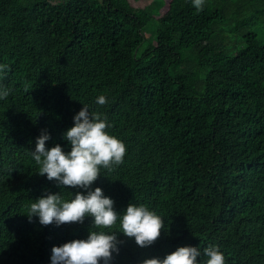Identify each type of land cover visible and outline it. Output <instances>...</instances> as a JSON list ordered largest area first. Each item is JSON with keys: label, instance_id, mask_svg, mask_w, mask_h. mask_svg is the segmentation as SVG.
<instances>
[{"label": "trees", "instance_id": "16d2710c", "mask_svg": "<svg viewBox=\"0 0 264 264\" xmlns=\"http://www.w3.org/2000/svg\"><path fill=\"white\" fill-rule=\"evenodd\" d=\"M142 1L0 0V87L10 89L0 99V264H51L54 246L90 230L116 232L109 264L189 246L198 264L209 246L225 264H264V41L253 30L264 29V0H204L201 11L192 0ZM83 106L126 146L90 190L119 215L134 204L160 216L148 247L118 232L119 220L95 229L90 216L60 226L27 216L48 194H87L39 175L31 155L42 131L46 148L70 152L64 134Z\"/></svg>", "mask_w": 264, "mask_h": 264}, {"label": "clouds", "instance_id": "9594fccd", "mask_svg": "<svg viewBox=\"0 0 264 264\" xmlns=\"http://www.w3.org/2000/svg\"><path fill=\"white\" fill-rule=\"evenodd\" d=\"M197 11H201L204 0H192ZM7 66L0 65V71ZM10 89L0 87V99H6ZM106 98H97L98 105H105ZM102 113H90L83 108L74 116V126L64 134L71 145V151L65 153L61 146L46 148L50 135L46 131L37 138L32 158L39 165L38 174L55 180L66 188H79L87 194L76 192L71 201H65L60 194H48L30 204L28 217L38 216L39 223L56 226L70 223H83L86 216L94 218L92 228L110 229L119 220V231L128 238H134L141 248L152 245L160 236L164 227L163 220L146 206L129 204L126 211L119 215L114 211V202L103 195L97 187L91 185L101 175V168L111 172L124 161L126 146L106 129L111 127ZM116 232L106 234L104 231H91L87 239H76L62 246L52 248L51 264H109L112 253L119 252ZM202 255L199 248L179 247L165 258L145 259L143 264H198ZM207 259L203 264H225L224 254L217 246L203 250Z\"/></svg>", "mask_w": 264, "mask_h": 264}, {"label": "rangeland", "instance_id": "374dc122", "mask_svg": "<svg viewBox=\"0 0 264 264\" xmlns=\"http://www.w3.org/2000/svg\"><path fill=\"white\" fill-rule=\"evenodd\" d=\"M149 1L150 0H144V1L140 2L139 5L140 6H144V5L148 4ZM164 8H166V7H164ZM151 29H149L150 31H146L144 33V36L146 38V41L141 45L140 51L147 45V43L151 39H154V33H152L153 30H151ZM253 30L258 34V36H262L261 39H262V41H264V29H261L260 27H256V28H253ZM236 50H238V46L230 45L228 48H226V52L228 54H231V53L235 52Z\"/></svg>", "mask_w": 264, "mask_h": 264}]
</instances>
